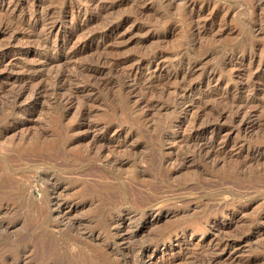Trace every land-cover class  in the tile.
<instances>
[{
    "label": "rangeland",
    "instance_id": "obj_1",
    "mask_svg": "<svg viewBox=\"0 0 264 264\" xmlns=\"http://www.w3.org/2000/svg\"><path fill=\"white\" fill-rule=\"evenodd\" d=\"M0 264H264V0H0Z\"/></svg>",
    "mask_w": 264,
    "mask_h": 264
},
{
    "label": "bare ground",
    "instance_id": "obj_2",
    "mask_svg": "<svg viewBox=\"0 0 264 264\" xmlns=\"http://www.w3.org/2000/svg\"><path fill=\"white\" fill-rule=\"evenodd\" d=\"M50 27H51V25H50ZM97 36V35H96ZM89 38H91V37H89ZM44 44V43H43ZM69 55V54H68ZM64 77V76H63ZM76 88V87H75ZM82 90V89H81ZM37 91V90H36ZM38 94V93H37ZM68 96H69V94H68ZM72 96V95H71ZM34 99V98H33ZM39 141V140H38ZM40 144H41V142H40ZM38 145V142L36 143H34V145H33V147L34 146H37ZM206 145V144H205ZM201 153V152H200ZM54 204V203H53ZM58 204V203H57ZM57 209H58V206H57Z\"/></svg>",
    "mask_w": 264,
    "mask_h": 264
}]
</instances>
